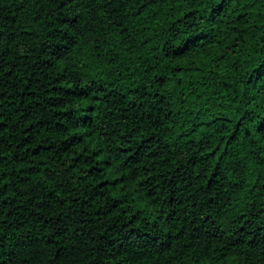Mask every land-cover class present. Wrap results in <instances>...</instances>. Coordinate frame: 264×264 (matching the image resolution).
Returning <instances> with one entry per match:
<instances>
[{
    "label": "trees",
    "instance_id": "obj_1",
    "mask_svg": "<svg viewBox=\"0 0 264 264\" xmlns=\"http://www.w3.org/2000/svg\"><path fill=\"white\" fill-rule=\"evenodd\" d=\"M0 264H264V0H0Z\"/></svg>",
    "mask_w": 264,
    "mask_h": 264
}]
</instances>
